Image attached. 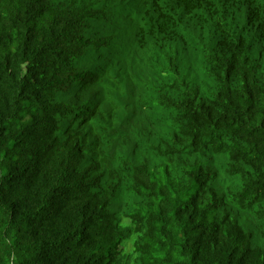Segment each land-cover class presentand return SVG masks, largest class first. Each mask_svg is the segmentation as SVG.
I'll list each match as a JSON object with an SVG mask.
<instances>
[{
	"label": "trees",
	"instance_id": "1",
	"mask_svg": "<svg viewBox=\"0 0 264 264\" xmlns=\"http://www.w3.org/2000/svg\"><path fill=\"white\" fill-rule=\"evenodd\" d=\"M255 228L264 0H0V264H264Z\"/></svg>",
	"mask_w": 264,
	"mask_h": 264
},
{
	"label": "rangeland",
	"instance_id": "2",
	"mask_svg": "<svg viewBox=\"0 0 264 264\" xmlns=\"http://www.w3.org/2000/svg\"><path fill=\"white\" fill-rule=\"evenodd\" d=\"M147 55L149 56L150 55V53L149 52H147ZM218 168H221V166H219L218 165ZM222 176H224V175H222ZM224 178H225V176H224ZM225 182H226V180H225ZM127 221V220H126ZM264 230V228H262V229H257V228H255V229H253V232L254 233H256V234H259V231H263Z\"/></svg>",
	"mask_w": 264,
	"mask_h": 264
}]
</instances>
